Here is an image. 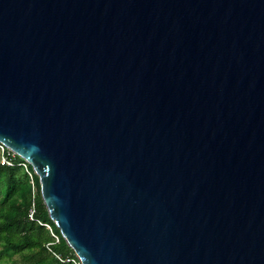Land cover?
<instances>
[{
	"label": "water",
	"instance_id": "water-1",
	"mask_svg": "<svg viewBox=\"0 0 264 264\" xmlns=\"http://www.w3.org/2000/svg\"><path fill=\"white\" fill-rule=\"evenodd\" d=\"M0 143L80 264H264V0H0Z\"/></svg>",
	"mask_w": 264,
	"mask_h": 264
},
{
	"label": "trees",
	"instance_id": "trees-1",
	"mask_svg": "<svg viewBox=\"0 0 264 264\" xmlns=\"http://www.w3.org/2000/svg\"><path fill=\"white\" fill-rule=\"evenodd\" d=\"M9 157L11 164L0 163V264H79L47 214L36 174L32 192L19 164L23 159L16 154Z\"/></svg>",
	"mask_w": 264,
	"mask_h": 264
},
{
	"label": "built area",
	"instance_id": "built-area-1",
	"mask_svg": "<svg viewBox=\"0 0 264 264\" xmlns=\"http://www.w3.org/2000/svg\"><path fill=\"white\" fill-rule=\"evenodd\" d=\"M15 153L13 151H11L10 149H8L6 146H4L3 144L0 143V163H6V164H11V159L9 156H13ZM20 165H22L24 171L26 172V174L28 175V178H29V182H30V186H31V190L32 192L34 191L35 189V183H34V172L32 169H29L28 166H27V162L23 160V162H20L19 163ZM33 206L30 208L29 210V217L32 218V213H33ZM46 226L50 228V226L48 224H46ZM56 237V240H58V237ZM74 261V260H72ZM75 264H77V262L74 261ZM79 263V261H78ZM80 264V263H79Z\"/></svg>",
	"mask_w": 264,
	"mask_h": 264
}]
</instances>
